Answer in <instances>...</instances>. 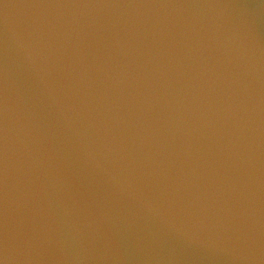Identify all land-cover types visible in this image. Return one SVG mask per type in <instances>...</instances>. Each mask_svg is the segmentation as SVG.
Listing matches in <instances>:
<instances>
[{
	"label": "water",
	"instance_id": "obj_1",
	"mask_svg": "<svg viewBox=\"0 0 264 264\" xmlns=\"http://www.w3.org/2000/svg\"><path fill=\"white\" fill-rule=\"evenodd\" d=\"M0 264H264V0H0Z\"/></svg>",
	"mask_w": 264,
	"mask_h": 264
}]
</instances>
